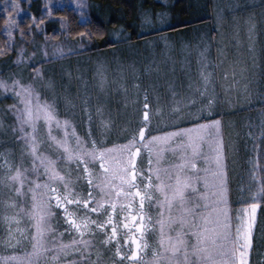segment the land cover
<instances>
[{"label": "snow or ice", "instance_id": "obj_1", "mask_svg": "<svg viewBox=\"0 0 264 264\" xmlns=\"http://www.w3.org/2000/svg\"><path fill=\"white\" fill-rule=\"evenodd\" d=\"M2 4L0 18L8 43L0 48V56L12 48L14 30L25 35L17 19L23 11L21 0H2ZM44 8L43 16L33 15L27 22L28 33L43 31L45 21L54 17L52 0ZM80 15L86 26L91 23L85 13ZM66 26L61 23V28ZM78 35L83 39L85 33ZM24 52L18 49L15 65L27 63L35 55L26 58ZM54 52L63 55L62 48ZM44 55L47 57V52ZM32 71L36 77L42 75L39 68ZM212 75L200 72L202 88L194 95L203 105L201 112L211 111L217 102ZM228 75L225 72L224 79ZM231 75L228 87L239 86L235 72ZM248 88L243 85L245 92ZM0 90V102L14 101L6 111L15 114L20 132L16 139L23 141L19 162L10 161L9 152L0 153V167L6 169L0 185L27 205L6 204L19 212L3 217L7 235L2 242L8 247L29 243L32 249L23 257L8 258L5 264H247L257 201L264 202V178L255 191L254 179L253 185L241 188L253 202L248 205L250 211L245 209L234 218L229 208L228 152L219 135L220 120L204 124L192 119L190 127L173 124L174 131L153 135L155 112L145 94L135 127L126 130L123 143L113 144L97 137L91 114L87 131L77 135L73 123L59 119L55 107L42 102L31 84L0 80ZM195 103L193 100V106ZM172 112L181 118L184 115L180 108ZM109 123L101 121L98 127L107 131ZM54 129L63 135L54 134ZM44 143L50 154L40 151ZM168 152L171 159L166 158ZM25 154L31 158L34 178L23 167ZM153 207L157 209L155 218L150 211ZM21 215L30 222L29 229L20 227ZM65 235L70 237L67 243ZM150 238L155 241L151 247ZM149 251L151 258L145 260Z\"/></svg>", "mask_w": 264, "mask_h": 264}, {"label": "rangeland", "instance_id": "obj_2", "mask_svg": "<svg viewBox=\"0 0 264 264\" xmlns=\"http://www.w3.org/2000/svg\"><path fill=\"white\" fill-rule=\"evenodd\" d=\"M177 1L154 0L156 4L163 3L165 9L158 10L157 7L155 14L138 11L135 29L139 39L130 40L127 31H121L116 36L113 33L115 45L90 54L92 41L89 36L70 38L67 28H61L64 20L55 16L45 21L43 31L33 29L32 33H28L24 29L25 35L21 36L14 30L12 48L0 60V80L10 84L13 79H18L24 85L31 84L38 93L36 81L40 76L36 77L32 69L42 71L44 64L57 61L46 67L44 88L47 94L44 96L39 91L41 101L52 104L57 117L70 120L76 129L87 130V118L91 114L93 128L96 133L99 130L102 139L106 136L108 139L111 132L135 127L145 94L155 112L152 127L158 129H153V135H163L158 131L163 128H169L168 132L174 131L173 124L181 125L192 118L244 109L246 100L254 97L264 83V7H261V0H184L185 4L178 7V10L188 13L184 22L208 19L200 25L165 31L174 24L167 8L174 9ZM47 2L31 0L29 4L21 0L23 11L17 17L21 27L25 20L30 21L31 16H43L47 11L44 8ZM78 3L83 7H78ZM52 4L55 11L72 9L79 22L85 23L80 14L83 12L88 16L87 0H52ZM2 7L0 0V9ZM0 14L3 15L2 11ZM6 32L3 25L5 45L8 43ZM20 48L25 50L26 58L33 53L35 55L27 63L17 66L13 61ZM56 48L63 49L62 56L55 54ZM24 67L28 69L26 76L21 72ZM201 71L213 74L211 87L215 90L217 102L211 111H199L203 105L200 98L194 95L197 88H202ZM225 72L229 74L227 80L224 79ZM233 72L239 86L229 88ZM244 84L249 85L248 92L244 91ZM193 100L196 101L195 106ZM9 106L11 98L0 102V153L9 152L11 161L16 154L11 152L12 134L17 138L20 132L15 114L6 111ZM173 108L182 109L183 117L173 113ZM101 121L110 122L107 131L98 127ZM190 126L188 123L179 127ZM13 129L16 131L13 132ZM54 134L63 135L62 131L55 129ZM17 143L23 148L22 140ZM46 148L47 143L41 144L40 151L50 154ZM28 158L29 176L34 178L31 175V158ZM5 172L6 169L0 167V176ZM8 203H11V192L0 185V264H5L11 257H23L32 250L30 245L26 251L11 255V247L2 242L7 235L3 217L11 215V208L6 207ZM245 209L248 207L237 210L234 218ZM150 211L155 218L157 209L153 207ZM69 239H64V242ZM154 242L152 238L151 245ZM250 251L246 257L247 264ZM144 258L149 260L151 254Z\"/></svg>", "mask_w": 264, "mask_h": 264}, {"label": "trees", "instance_id": "obj_3", "mask_svg": "<svg viewBox=\"0 0 264 264\" xmlns=\"http://www.w3.org/2000/svg\"><path fill=\"white\" fill-rule=\"evenodd\" d=\"M87 2L88 17L91 20V23L87 26L85 23L82 24L79 22L77 15L72 9L63 8L56 10L54 16L57 18L64 17V23L67 25V34L72 39H78V37H80L78 34L81 32L85 33L84 37H88V33H91L88 38L92 41V48L88 54L95 50L115 45L116 40L113 38L116 34H120L121 31H127L131 36L129 38L130 40L139 39L137 37L138 33L135 29L137 25L136 16L138 11H140V13L145 11L146 14H149L150 12L155 14V8L158 7V10H162L163 8L165 9L163 3L156 4L154 0H87ZM184 4V0H178L175 3L174 9L170 7L167 8L168 13L173 18L174 24L172 23L169 27L165 28V31H172L176 28H185L191 25H200L208 19H200L191 23H188L189 21L184 22V20L188 17L187 11L178 10V7ZM2 16L3 15L0 14V17ZM27 22L29 21L25 20L22 24L24 29H27ZM3 25V19L0 18V48L5 47V37L2 33ZM113 33H115V36H112ZM1 57L2 56H0V60ZM55 62L57 61L44 64V66L41 67L42 75L36 81L39 85L38 93L40 91L44 96L47 94H45L44 88L47 77L45 70L47 65ZM21 70L20 71L23 75L26 76L28 74L27 67H24V69ZM38 82H40V84ZM13 103L14 101L11 99V105ZM245 106L246 107L244 109L233 113L223 112L222 114L203 115L192 118L198 119L199 123L206 124L211 120L221 121L219 135L222 138L228 152L226 164L228 172V185L230 189L229 208L233 217L237 210L248 207V205L253 202L248 198L246 193H241V188H247L248 186L253 185L254 179L255 184L253 185V191H255L259 188L261 179L264 178V83L259 87L254 97L246 100ZM189 120L179 126L187 125ZM155 129L158 128L156 127ZM168 129L163 128L158 131L163 132L164 134V132L169 131ZM126 130L130 131V128L128 127L123 132H111L109 133L108 139H106L108 136L102 139V135H100L99 130L96 135L102 140L118 144L124 140L126 135H128V131ZM86 131V129H76L77 135L80 136H83ZM12 138L13 145L11 144V152H15L16 154L11 161L19 162L21 160V156H19L22 150L21 144L17 143L13 134ZM46 150L50 153L49 148H46ZM166 157L171 159V153H168ZM23 161V167L27 168L30 161L26 154L23 157ZM22 200L23 198H18L15 193L11 192V203L15 202L20 207H27ZM257 203L259 204L256 211L257 223L253 231L254 239L249 254L248 264H264V202L257 201ZM17 212H19V208H11V215ZM18 218L21 221V228H30V222L26 217L21 215ZM52 223L53 227H55V220H53ZM13 227H15V224ZM59 230L62 231V229ZM66 238L69 239L70 237L65 235L64 239ZM149 241V245L151 247L152 238H150ZM30 245L31 244L29 243H22L20 245H16L15 247H11V255L20 254L21 252L26 251ZM148 254H151V252L149 251Z\"/></svg>", "mask_w": 264, "mask_h": 264}]
</instances>
